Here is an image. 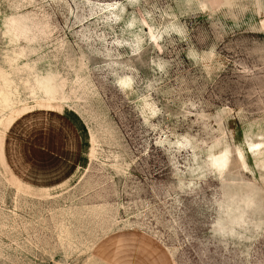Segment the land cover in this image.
<instances>
[{
    "label": "rangeland",
    "instance_id": "rangeland-1",
    "mask_svg": "<svg viewBox=\"0 0 264 264\" xmlns=\"http://www.w3.org/2000/svg\"><path fill=\"white\" fill-rule=\"evenodd\" d=\"M0 264H264V0H0Z\"/></svg>",
    "mask_w": 264,
    "mask_h": 264
},
{
    "label": "clouds",
    "instance_id": "clouds-1",
    "mask_svg": "<svg viewBox=\"0 0 264 264\" xmlns=\"http://www.w3.org/2000/svg\"><path fill=\"white\" fill-rule=\"evenodd\" d=\"M118 83H120L121 85L127 87L129 84H130V81L129 80H123V81H119ZM218 164L220 166H223V164L221 162H218ZM216 227H219L221 228V233L224 234V229H223V226L219 224V222L217 223ZM231 235H235V232H231L229 233Z\"/></svg>",
    "mask_w": 264,
    "mask_h": 264
}]
</instances>
